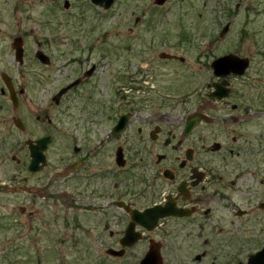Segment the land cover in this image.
Returning <instances> with one entry per match:
<instances>
[{
  "label": "rangeland",
  "instance_id": "374dc122",
  "mask_svg": "<svg viewBox=\"0 0 264 264\" xmlns=\"http://www.w3.org/2000/svg\"><path fill=\"white\" fill-rule=\"evenodd\" d=\"M112 6L105 11L91 0H0V264H136L135 257L145 251L141 245L125 257L107 254L109 233L103 231L100 213H88V198L81 188L86 187L85 178L55 184L57 205L9 190L25 180L24 138L15 122L24 108L36 133L49 129L47 113L57 121L58 153L53 160L61 161L60 170L77 157L74 147L96 152L114 123L109 116L133 109L184 117L211 101L207 113L221 117L224 124L205 125L207 141L216 137L217 128L228 127L233 133L250 134L252 148L261 140L264 145V0H167L163 6L155 0H116ZM227 23L231 29L221 38ZM21 33L27 36L24 66L14 53H4L11 38ZM38 50L50 57L52 69L36 60ZM161 53L177 55L184 62L165 61ZM227 53L251 64L243 78L230 80L238 95L229 104H219L210 97L219 81L211 63ZM73 59L83 62L72 63ZM93 65L99 67L87 80L83 99L66 100L61 109L48 104L59 87ZM3 73L17 85L24 105L20 110L1 94ZM233 105L238 109L232 110ZM112 150L91 161L94 175L113 166ZM256 157L252 160L263 158ZM251 169L255 178L238 185L239 191H230L229 199L221 200L214 211V222L208 225L217 230L206 231L192 248L179 246L177 254L166 256L165 264L246 263L264 247V212L258 209L264 195V164L252 163ZM39 179L31 178L30 184H40ZM93 181L99 192L101 179ZM24 206L33 216L21 212ZM236 208L249 215L238 217ZM198 254L204 255L203 263H195Z\"/></svg>",
  "mask_w": 264,
  "mask_h": 264
},
{
  "label": "flooded vegetation",
  "instance_id": "af4514ba",
  "mask_svg": "<svg viewBox=\"0 0 264 264\" xmlns=\"http://www.w3.org/2000/svg\"><path fill=\"white\" fill-rule=\"evenodd\" d=\"M17 9H19L18 6ZM17 39L19 41L16 42ZM21 47L24 50L25 62L26 34L21 33L11 38L8 48L4 49V53L8 54L7 51L14 53L18 62L17 51ZM39 51L43 52L42 50L36 52L35 57L38 62H40L37 57ZM174 56L172 59L164 58V60L181 61L179 56ZM71 61H73L72 63L83 62L82 59ZM24 62L20 66H24ZM40 63L44 69H52L51 64ZM98 67L93 65L89 70L85 69L80 76L71 79L67 85L59 87L51 96L52 102L49 101L48 104L61 109L66 100L83 99L85 95L82 96V90L88 86L87 80H92L95 77ZM90 70L91 73L88 76L87 73ZM245 74L241 77L232 75L228 78L229 96L227 98L210 97L219 104H229L228 100L238 95L235 88L232 87L233 82L230 80H239ZM23 75L26 79L27 74ZM7 76L12 80L17 103L13 102L11 92L5 85L4 77ZM1 78L5 85L4 88H1V94L8 98V102L16 110H20L23 102L19 100L18 88L13 78L6 73H3ZM77 80L80 81L77 86L61 95L64 88ZM222 81L223 79H219L214 84H220ZM23 93L25 90H20L19 94L23 95ZM86 97L88 98V93H86ZM210 102L207 103L206 107L200 105V108L191 114H184V117L182 113L168 116V114L156 112L148 114L140 109H133L131 112H125L118 116H109L114 120V123L108 131L109 133L104 134L96 152L89 148V151L87 149L84 153L80 147H74L77 157L73 162L65 165L62 170H60L61 161L53 160V154L56 156L58 153L57 146L55 148V144L59 142L57 135H55L57 131L59 132L57 121L54 122L55 118L47 113L49 129L42 134L36 133L35 128L31 125V116L24 108L22 117L17 118L15 122L24 138L25 180L20 187H10L9 190L15 194L21 191L30 197L42 199L48 204L53 202L57 205L56 201L59 195L54 190L55 184L60 180L69 182L76 179L80 181L85 178L86 187L83 185L81 188L84 189L88 198V213H100L103 231L109 233L107 240L110 246L107 249V254L118 258V256L111 255L109 250L122 251L124 252L123 257H125L131 250L142 245L145 251L140 255V258L135 257L136 264H140L150 252L160 257L159 264H165L166 256L177 254L176 252L182 248L179 246L185 245L192 248L197 241L203 239L206 231L217 230L210 223L208 225V222L213 224L212 217L214 211L216 213L219 208L217 207L218 204L221 200L229 199L230 191H239L238 185L247 183L248 177L255 178L256 173H253L251 169L252 163L264 164L263 140H261L260 145L256 144L254 145L256 147L252 148L251 136L247 132L246 135H243L233 133L228 127H219L214 132L217 134L216 137H214L215 135L211 137L212 142H209L210 139L206 140L205 128H203L205 125L218 126L220 122L224 124L221 117H212L207 113L209 111L206 109L209 108ZM238 107V105H233L232 110L235 111ZM2 108L1 106L0 109ZM86 110L88 111V109ZM197 114H200V121L193 127V130L188 132V123L191 117ZM122 117L127 118L125 128L116 132L115 128ZM38 118L40 119L41 116ZM225 120L237 122L239 119L225 117ZM43 121L41 119L40 122ZM227 138H229V142H227ZM112 147H114V151L112 150L113 166H105L99 175H94L92 170H89L92 169L91 161L102 155L104 151L108 152V148ZM157 150L160 152L156 153ZM79 154L81 155L79 156ZM119 155H122L123 159L118 160ZM259 155L263 158H258L256 161L252 160L254 156ZM31 166L36 169L32 170ZM83 173L85 175L82 177ZM36 176L41 181L40 184L37 183L33 186L30 184V179ZM97 178L101 179L102 184L99 192L93 186V180ZM79 184L82 183L79 182ZM4 186L7 187L6 184ZM80 193L82 192L80 191ZM66 195L67 193L64 196L66 197ZM260 200L262 201L258 202V209L264 212V195L263 199ZM97 202L100 204H96ZM28 203H33V200L30 199ZM70 203L76 204V202ZM33 205L35 208V204ZM235 205L237 204L235 203ZM29 209L24 206L21 212L24 215L33 216L32 210L30 213L28 212ZM153 209H162L167 212L166 214H169L159 219L153 229L148 228L150 224H145L143 218L140 219L141 221L133 218L134 215H142ZM235 211L238 217L249 215V212L242 208H236ZM69 212L71 213V209L68 208L66 213L69 214ZM130 227L134 229L135 236H137L136 240H134L135 236L127 237V231ZM230 244H232L231 241ZM260 250L251 254L244 264H247L249 258ZM216 252L215 250L214 253ZM203 256L201 254L195 256V263H203ZM190 260L192 259L190 258ZM240 263L243 262H238V264ZM212 264H216V262L213 261Z\"/></svg>",
  "mask_w": 264,
  "mask_h": 264
},
{
  "label": "water",
  "instance_id": "95a60500",
  "mask_svg": "<svg viewBox=\"0 0 264 264\" xmlns=\"http://www.w3.org/2000/svg\"><path fill=\"white\" fill-rule=\"evenodd\" d=\"M116 0H91L92 4L97 6V7H101L103 8L105 11L110 10L115 4ZM167 0H155V4L158 6H163L165 4ZM69 3L65 2V7H68ZM237 8L240 7V5L236 6ZM138 21V20H137ZM230 26L231 24L228 23L223 30L221 31L220 37L224 38L227 33L230 31ZM19 41V39L16 40V42ZM19 43V42H18ZM17 60L18 63L23 64L24 60V50L21 47L20 49L18 48L17 51ZM160 58L162 59H170V58H174L175 56L171 55V54H167V53H162L161 55H159ZM37 57L40 60V62H42L43 64H50V59L47 55H45L43 52L39 51L37 53ZM181 61H183V59H181ZM213 69H214V73L217 77L219 78H227L229 77L231 74L237 75V76H242L244 75L246 72V70L249 68L250 66V62L248 59L245 58H240L238 56L235 55H226L224 57H221L217 60H215L212 63ZM91 73V71H89L87 73V75L89 76ZM4 81H5V85H7L8 89L10 90L12 95V100L14 103H17V98L15 92H14V87L12 84V80L10 77H4ZM79 80L74 82L73 84L69 85L67 88H65L64 90L61 91V95H63L65 92H67L68 90L72 89L73 87L77 86L79 84ZM215 91L212 93L211 96L218 98V99H224L226 97H228L229 94V89L227 88L229 83L228 80H223L222 83L220 84H213ZM200 114H197L193 117H191L188 126H187V130L188 132H190L191 130H193L198 122L200 121ZM127 118L126 117H122L119 120V123L117 125V127L115 128V131H122L125 128L126 125V121ZM19 126V125H18ZM123 159L122 155H119L118 160ZM32 170H35L36 168H34V166L30 167ZM167 212H164L162 209H153L150 211H147V213L142 214V215H134V219H136L137 221H141L140 219H144L145 224H150V226H148L149 229H153L155 224L157 223V221L163 217H166L169 214H166ZM143 224V225H145ZM134 234V235H133ZM135 236L134 233V229L133 227L127 231V237L129 236ZM137 235V234H136ZM132 237V238H133ZM137 239V236L134 237V240ZM133 245V244H132ZM131 245V246H132ZM109 253L111 255L114 256H121L123 255L124 252L122 251H114V250H109ZM160 257H158L157 255H155L153 252H150L147 256H145V259L140 263V264H159V260ZM240 264H244V263H240ZM247 264H264V248L263 250H260V252H258L255 255H252Z\"/></svg>",
  "mask_w": 264,
  "mask_h": 264
}]
</instances>
